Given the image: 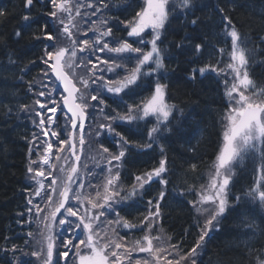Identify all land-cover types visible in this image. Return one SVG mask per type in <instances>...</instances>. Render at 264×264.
Instances as JSON below:
<instances>
[{"label": "trees", "instance_id": "1", "mask_svg": "<svg viewBox=\"0 0 264 264\" xmlns=\"http://www.w3.org/2000/svg\"><path fill=\"white\" fill-rule=\"evenodd\" d=\"M105 3L109 5L104 9L107 22L120 38L124 34L122 24L133 19L142 6L141 0H115V6ZM194 3L196 6L186 15L172 16L162 43L165 72L160 81L168 85V102L176 106L170 118L171 131L162 128L151 148H130L118 168L119 183L125 193L131 190L136 175L158 167L160 159H167L165 178L169 183L166 186L152 183L142 198L126 201L118 210L120 216L139 224L151 210L148 200L165 190L166 197L160 201L159 227L170 238V244L178 245L181 255L195 247L200 237L199 217L190 203L198 197L192 189L198 190L207 183L221 141L225 112L221 80L210 73L197 75L195 80L188 77L193 68L209 62L216 64L220 59L219 49L230 47V41L224 36L226 21H222V15L231 18L245 38L246 46L255 50L249 58L248 71L257 87L264 84V42L260 40L264 36V0H194ZM221 8L224 13L219 11ZM0 11L4 13L0 16V264H12L16 253L11 249L16 246L21 250L27 241L26 231L19 224L30 191L29 148L36 129L32 115L26 114V110L34 106L36 92L40 90L36 81L44 71L41 57L45 48L52 51L46 39L34 37H43L44 31L54 35L55 27L46 14L51 11L48 0H33L29 9L25 8V0H0ZM25 15L30 17L28 21L23 19ZM197 17V25L189 23ZM17 31L19 37L15 35ZM198 43L206 46L199 57L192 51ZM177 44L183 47L177 48ZM137 93L123 94L124 103L104 97L108 113L125 112L126 104L139 103L150 90L137 89ZM154 124L141 121L139 126L115 123L113 127L130 141L145 143L148 129ZM101 143L109 154L118 153L115 140L105 136ZM258 164L256 161L255 166ZM253 168V160L248 159L236 169L228 197L231 208L220 219L219 231L206 239L197 264H253L257 251L264 250V214L244 197L253 183ZM238 196L239 201L235 199ZM250 224L254 228L250 229ZM131 233L142 236L139 231ZM124 234L126 237H122H129L128 233ZM245 242L257 251L249 255Z\"/></svg>", "mask_w": 264, "mask_h": 264}, {"label": "snow or ice", "instance_id": "2", "mask_svg": "<svg viewBox=\"0 0 264 264\" xmlns=\"http://www.w3.org/2000/svg\"><path fill=\"white\" fill-rule=\"evenodd\" d=\"M99 2L102 8L107 9L109 7L107 3H104V0H99ZM48 3L52 6V11L46 14L63 26L61 37L66 34L70 40V47L52 45L54 50L49 51L45 48L44 56L41 57L42 63L46 65L44 76L48 77L53 85L51 90L38 93L39 96L46 98V103H42L39 99L34 101V104L38 105L42 111L54 114L57 112L58 107L66 108L67 112L71 113L68 119L72 122V128L77 127L76 118L79 117L81 120L79 127L82 129V121L86 116L85 110L89 107L87 103L88 90L96 93L95 95H90V99L97 101L99 104H104L103 92L105 89L108 93L114 94L122 103H124V97L120 96V93L128 96L138 94L137 89L146 88L150 90V94L143 97L139 103L126 104L125 112H117L114 116L105 117V119L110 120V123L100 125L101 128L107 129L108 133L113 136V139L119 145L118 153L109 154L107 157L108 164L112 165L113 161H116L115 167L118 169L130 148H151L152 144L156 143V138L161 133L162 128L171 131L169 118L176 106L168 103L166 98L168 85L160 82L164 78V74L159 73V70L164 68V62L162 49L158 42L163 43L161 37L170 16L177 13L186 15L191 12L196 6L194 0H142V6L135 13L133 19L125 23L124 30L127 32V37L134 38L131 43L127 39L106 41L105 37L112 36V28L108 27L102 30L101 25L107 24V20L102 18L94 28L88 29V31H93L98 33V35L92 40H80L79 46L77 39H72L73 33L69 30L68 25L71 24L72 27L79 30V25L73 23L72 11L75 8L76 15H81L79 9L83 5L79 0H48ZM32 5L33 0H25V8H30ZM87 7L92 8L93 5L89 3ZM100 10V7H96L92 15H95ZM219 11L221 13L225 12L222 8ZM2 15L4 13L0 11V16ZM23 19L28 21L30 17L25 15ZM198 19V17L191 19L189 23L197 25ZM222 21H226L224 36L226 38L230 37L231 40V51L228 52L230 61L225 63L224 67H219L223 61L217 59L216 64L209 62L202 67L193 68L188 77L191 80H195L197 75L203 76L205 73H215L217 76L222 77L225 103V112L221 121L223 131L218 151L215 155L214 173L209 177L207 184L201 185L198 190L192 189L198 199L190 203L201 215L207 213V219L201 229L196 246L187 254L181 255L178 245L167 243L160 236L151 234L156 222L160 219V201L166 197L165 190H161L157 197L148 200V205L150 208H154L155 211L150 210L139 224H134L125 217L120 216L118 206L121 203L137 196L142 198L151 188L152 183H159L165 186L169 183L165 178V174L168 172L166 158L160 159L158 167L141 175H136L135 183L131 185V190L124 196H121L120 192L116 190L120 181L119 171L113 172L112 167H109V175L103 184V193L97 191L95 199L88 196L83 198L88 201L92 209H102L96 215H89L87 210L81 215L79 208L74 210L69 203V193L73 192L71 182L74 180V174L77 173V167L73 166L60 186L52 187V193L57 196L54 211L40 220L41 223L48 221L45 227L49 232L53 223H58L61 227V231L57 233L60 238L59 246L54 244L51 235L41 233L43 240L46 242V249L42 248L41 251L30 253L31 256L36 257L38 260L43 256L41 264H54V247L57 248L58 258H67L71 251L74 264H197V249L204 247L206 237L210 239L211 233L219 231L220 218L224 216L230 207L228 197L230 192L229 185L234 177L233 170L239 162L249 155H251L254 164V179L247 191L244 192V197L251 202L258 203L264 209V88L257 87L249 76V58L254 54L255 50L246 46L245 38L242 37L230 17L222 15ZM44 28L46 29L47 25ZM146 30H150L148 32V35L151 36L150 40H145L144 38ZM15 35L19 37L20 32L17 31ZM34 38H43L48 41L55 39L53 34L47 31L43 32V37L35 36ZM260 40L264 42V36H261ZM110 43L113 46L110 47ZM133 44L139 46L134 47ZM148 45H150V48L145 50ZM176 47L182 48L183 45L177 44ZM205 47V45L198 43L192 51L199 57ZM86 50L90 55H95L98 52H106L110 55L107 59H101L96 56L98 63H93L91 59L86 60L84 57L77 56V51L83 53ZM226 51V48L219 49L221 55ZM214 54L213 52L209 55ZM132 60L135 61V64L129 69L126 65ZM87 64H92V68L86 69L90 73L88 78L77 76L76 69L86 67ZM99 65H103V67ZM117 69L124 70L125 75L106 81L103 75H96L97 71L101 73L111 72L114 75H118ZM154 75L157 76L155 81L151 79ZM53 76L55 80L52 79ZM74 80H77L81 87H77V83H74ZM56 81L63 85L62 103L60 105L57 104L56 99L52 98L53 92L58 91ZM97 81H100V83L98 84ZM42 87L48 89V84H42ZM81 88L86 91L82 92ZM63 93H66V95ZM23 107L27 108L28 106ZM31 110L39 117L38 123L35 120L33 123L41 129L43 136L47 137L49 132L44 131V127L46 124H55V121L51 116H42L41 112L37 111L35 107ZM149 118H154L156 123L148 129V141L145 143L130 141L113 127L117 120L139 126L141 121L147 122ZM64 131H68V129L65 128ZM33 136L34 140H39L36 134H33ZM51 136L56 137L58 133L51 131ZM43 143H47V147L42 148L40 159L44 165H48L53 149L52 143L43 141L40 144H36L30 141L32 147L29 148V154H32L34 149H40ZM79 143L80 145L84 143L82 136ZM59 144L60 148L58 151H63V146L68 144L69 151L75 155L73 151L75 145L71 142V138L61 139ZM160 151L162 154L164 153L163 146H161ZM103 152L108 153V148H103ZM56 159L59 160L61 157L57 155ZM76 160H79V156H76ZM256 161H259L258 166H255ZM32 164H37V161H30L27 171L29 173L35 172V175L31 178L36 180L40 186L35 195H40V189H43L44 185L37 178L44 176L45 172L43 168L34 169L31 167ZM51 167L55 168V165ZM191 167L195 169L196 166L192 165ZM59 171L64 172V169L60 168ZM48 174L51 175V172ZM58 179L59 177L52 179L51 185L56 186ZM79 187L82 188L83 185H79ZM177 195L182 194L178 193ZM45 196L49 201V206H53L51 204L52 195L45 193ZM117 197H119L118 200L116 199ZM72 199L77 202L82 200L81 196L74 192ZM235 199L239 201L241 197L238 196ZM101 200L102 202H100ZM28 203L31 204L32 201L29 200ZM66 204L68 205L67 207ZM35 207L38 210L37 216H39V212L43 211V209H40L39 205ZM61 209H64L67 217H75L77 219L61 218L57 221V213H60ZM106 214H115L114 219L106 221L108 226L115 224L129 230L138 229L143 235L126 242L123 237H118L116 229L113 228V235L110 236L106 229H98L94 223L99 220L100 216H105ZM63 215L61 213V216ZM249 228H254V225L250 224ZM29 235L31 236L33 233L30 232ZM165 244H167V247H165ZM245 244L249 255L253 251H257L248 245V242H245ZM59 247L67 250L59 251ZM11 250L15 253L18 249L13 246ZM20 251L22 252V250ZM133 253H146L148 255L147 257L134 259ZM22 255L27 256L29 254L22 252ZM17 264H25V262L20 260ZM56 264H59V259H57ZM65 264H68L67 260H65ZM253 264H264V250L257 251Z\"/></svg>", "mask_w": 264, "mask_h": 264}, {"label": "rangeland", "instance_id": "3", "mask_svg": "<svg viewBox=\"0 0 264 264\" xmlns=\"http://www.w3.org/2000/svg\"><path fill=\"white\" fill-rule=\"evenodd\" d=\"M79 2L83 5L79 9L81 15H79V16L76 15L75 8H73V11H72V16L74 17L73 23L79 25V30H77V28L72 27L71 24L68 25L69 30L73 33L72 39H77L78 46H79L80 40H83V39L92 40L95 36L98 35V33H95L93 31H88V29L94 28L96 26L97 20L100 22V20L102 18L104 19V16H103L101 10L96 12L95 15H92L94 9L96 7H100L99 0H79ZM141 2H142V0H141ZM89 3H91L93 5L92 8L87 7V4H89ZM50 8L52 11L51 5H50ZM64 15H67V14H64ZM50 19H51V21L55 27L56 33L53 35L55 37V39L53 41L47 40L49 45H51V46L55 45L57 47H59V46L70 47V40L66 36V34L63 37H61V29L63 26L59 25L54 18L50 17ZM104 27H105V25H101L102 30L105 29ZM124 27H125V25H124ZM149 31L150 30H146V33L144 34L145 40L151 39V36L148 35ZM85 33H87V34L85 35ZM161 39H162V37H161ZM228 39L230 40V37H228ZM158 44H159V42H158ZM134 45H135V47L139 46L136 44H134ZM230 45H231V40H230ZM148 48H150V45H148L145 48V50H148ZM161 49H162V57L164 58L165 55L163 52V47ZM53 50H54V48H53ZM101 53H104L103 56L101 55ZM105 53L106 52H98L95 55H90L89 52L86 50L83 53L77 51V56L78 57H84L86 60L91 59L93 63H98L96 60V56H99L101 59H107L110 54H108V53L105 54ZM229 61H230V57L228 55V58L226 59V61L224 63H222L220 66L224 67L225 63H227ZM129 64L131 66H129ZM134 64H135V61L132 60V61L127 63L126 67L131 69L134 66ZM99 66L103 67V65H99ZM88 68H92V64H87L86 67L77 68L76 69L77 76H85V78H88V76L90 75V73H88L86 71V69H88ZM45 70H46V65H44V71ZM119 70H122V69H117L116 72L118 73ZM44 71L36 81L37 87L38 88L40 87V90L37 89V90H39V92H41V91L46 92L48 90H51L53 87V85L49 81L48 77L44 76ZM162 71H163V68L159 70V73L163 74ZM122 72H123V74L121 76L114 75L111 72L101 73L99 71L96 72V75L97 76L103 75L104 80L106 81V80L110 79V77H112L111 79L123 77L125 75V72H124V70H122ZM49 75H51V73H49ZM154 76H156V75H154ZM52 79L54 80L53 77H52ZM155 80H156V78L153 79V81H155ZM74 82L77 83V87H81V85L78 83L77 80H74ZM97 83L99 84L100 81H97ZM42 84H48V89H45L44 87H42ZM93 87H95V85H93ZM259 88H264V84L262 86H260ZM81 91L84 92L86 90L81 88ZM38 93L36 92V99L35 100L39 99L42 103H46V98L39 96ZM88 93L89 94H88V98H87V103L89 104V107L85 110L87 113V116H88V124H87V128L85 130L84 138H83V140H84L83 150L81 151V149H80L79 127H78V129L75 132V137H74L75 138L74 144H75V148H76L75 158L72 157L71 152L69 151V145L68 144H65L63 146V148H64L63 151H58V149L60 148L59 141L61 139L71 138V133H72L71 120H69L67 118V116L65 115V113L63 111V108L58 107L57 112L53 114V113L42 111L38 105L34 104V106H33L36 108L37 111L41 112L42 116H51L53 118V120L55 121V124H53V125H47L46 124L45 125L44 131L49 132V135L47 137L43 136L41 129L38 128L36 125V136L39 137V140H34V137H33L32 142L36 143V144H40L43 141L50 142L53 144V149H52V154L50 156L48 165H44L42 163V160L40 159L41 154H42V148L47 147V143H43L41 145L40 149H34L32 154H31V158L33 157L34 154L36 156L35 158H32L31 161L32 160L37 161V164H32L31 167H33L34 169H38V167L43 168V170L45 172L44 176L37 178L44 185V187H43V189H40V195H35V192L39 189L40 186H39V184H37L36 180H33L31 178L35 175V172H33V173L28 172L27 183L30 186V191L28 193V201L31 200L32 203L29 204L27 202L25 212L22 213V215H20L22 222H20L19 225L21 228L24 229V231H26V239H27L24 248H22L21 250L23 253H28L29 255L24 256V255H22V252L20 250H17L15 252L16 256H14V257H16L15 261L13 260L14 262L12 261V264H17V262L20 260H23L25 262V264L29 263V262L31 264H41V260L43 259V256L41 257L40 260H38L36 257L30 255V253L33 251H41L42 248L46 249V242L43 240L41 233H43L44 235H51L53 238L54 244L56 246L60 245V238L57 236V233L61 231V227L58 225V223H53L52 227H51V231L49 232V230L45 227V224H47L48 221L41 223L40 220H42L43 217L48 216L52 211H54V205L56 204L57 196H56V194L52 193V187H59L61 182L66 179V176L70 172V168L75 166V164H76V156H79V160L77 163V173L74 174V180H73V182H71V187H72L74 193H78L81 196L82 200H81V202H77L76 200L72 199L73 192H70L69 193V203L73 206L74 210L76 208H79L81 215H83L86 210L88 211L89 215H96L98 212L102 211V209H92L91 205L88 203V201L83 199V198L85 196H88V197L95 199L97 191L103 193V184L106 182V177L109 175V173H108L109 167H112L113 172H115L117 170L119 171V169H117L115 167V165L117 163L116 161H113L112 165L108 164L107 157L109 156V153L103 152L104 147L101 143V139L103 137H105L104 135L109 136V138H113V136L108 133L106 128L100 127L101 124L107 125L108 123H110V120L105 119V117H111L112 115H110L108 113V109L105 108L103 104H99V103H97V101H92L90 99V95H95L96 94L95 92H90V90H88ZM106 93H108V92L105 89L103 92V96ZM61 94H62V91L58 90V91H54L53 95H52V98L57 100L58 105H60L62 103ZM110 94H112V93H110ZM49 106H51V105H49ZM93 106H95V107H93ZM32 108H30L29 110H26V114L32 115V117H31L32 120L33 121L35 120L38 123L39 117H37L35 112H33L31 110ZM101 109H103V110L101 111ZM173 112H174V109H173ZM117 121H119V120H117ZM148 121L156 123L154 118H149ZM121 122H126V121H121ZM113 126H114V124H113ZM65 128H67L68 131H64ZM51 131H56L58 133V136H56V137L51 136ZM222 131H223V125H222ZM31 147H32V144H31ZM57 155H59L61 157V159L57 160L56 159ZM248 159H252L251 155L246 156L243 161H241L237 164V166L233 170L234 176L236 173V169H238L240 166H243V164ZM52 165H55V168H52L51 167ZM29 166H30V164H29ZM60 168H63L64 172H60L59 171ZM49 172H51V175L48 174ZM213 173H214V168L212 166V168L210 169V171L208 172V175H207L208 176L207 183L209 181V177ZM57 177H59V179L57 181V185L56 186L51 185L52 179L57 178ZM79 185H83V187L81 188V187H79ZM229 188H230V185H229ZM116 190L120 192L121 196L126 195L130 191V190L127 192L125 191V193H124L123 192L124 190L122 189L120 183L118 184ZM45 193L52 195L51 204L53 206H49V201L47 200ZM139 197L140 196L134 197L131 200L137 199ZM116 199L118 200L119 197H117ZM100 202H102V200ZM124 203L125 202H123L121 204H124ZM254 204H256L260 208V210H262V212L264 214V209H262L258 203H254ZM36 205H39V208L43 209V211L39 212V216H37L38 210L35 207ZM229 205H231L230 202H229ZM67 206L68 205L66 204V207ZM230 208H231V206L229 207V209ZM29 209H31V211H29ZM151 211H155V209L151 208ZM195 211L199 217L200 234H201V229L204 227L205 220L207 219V213L201 215L200 213L197 212L196 208H195ZM61 213H63L64 215L61 216ZM114 217H115V214H106L105 216H100L99 220L94 222L95 226L98 229H106L110 236L113 235V233H112L113 228L116 229V233H117L118 237H122V236L126 237L124 233L125 232L128 233L129 234L128 238L123 237L124 241H126V242L136 239L137 236H138L137 238L140 237L139 235H134L131 233L132 230L139 231L138 229L129 230V229L122 228V227L115 225V224L108 226L106 221L110 220V219H114ZM61 218H67V219H73V220L77 219L75 217H71V218L67 217V214L64 212V209H61L60 213H57V221ZM30 232L33 233V235L30 236L29 235ZM141 234L143 235V233H141ZM151 234L153 236L158 235L163 240L167 241V243H169V239L163 234V231L159 227L158 221L156 222ZM66 235H70V234H66ZM114 238H116V237H114ZM207 238L208 237L205 238V242H206ZM38 241H39V243H38ZM205 242H204V245H205ZM165 247H167V244H165ZM66 250L67 249H64L63 247H59V251H66ZM203 250H204V247L202 249H197L196 260H198L201 257ZM147 255L148 254H146V253H133V258L136 259V258H141V257H147ZM14 257L12 259H14ZM169 258H172V257H169ZM57 259H59V262L61 264H65V260H67L68 264H74V258L72 256L71 251L69 252V256L67 258H65V257H59L58 258L57 257V248L54 247V250H53V262H54V264H56Z\"/></svg>", "mask_w": 264, "mask_h": 264}, {"label": "water", "instance_id": "4", "mask_svg": "<svg viewBox=\"0 0 264 264\" xmlns=\"http://www.w3.org/2000/svg\"><path fill=\"white\" fill-rule=\"evenodd\" d=\"M58 82H59V81H58ZM59 83H60V82H59ZM60 84H61V83H60ZM61 86H62V88H63V85H62V84H61ZM65 110H66V112H67V109H66V108H65ZM67 113H68V112H67ZM68 115L71 116V113H68ZM79 119H80L79 117L76 118V125L78 124ZM80 121H81V120H80ZM85 121H86V116H85L84 120L82 121V123H83V128H84ZM83 128H82V129H83ZM73 151H74V150H73Z\"/></svg>", "mask_w": 264, "mask_h": 264}, {"label": "bare ground", "instance_id": "5", "mask_svg": "<svg viewBox=\"0 0 264 264\" xmlns=\"http://www.w3.org/2000/svg\"><path fill=\"white\" fill-rule=\"evenodd\" d=\"M179 15H182V13H178Z\"/></svg>", "mask_w": 264, "mask_h": 264}]
</instances>
